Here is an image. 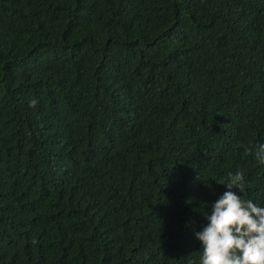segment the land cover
<instances>
[{
  "label": "trees",
  "instance_id": "trees-1",
  "mask_svg": "<svg viewBox=\"0 0 264 264\" xmlns=\"http://www.w3.org/2000/svg\"><path fill=\"white\" fill-rule=\"evenodd\" d=\"M260 143L264 0H0V264H198Z\"/></svg>",
  "mask_w": 264,
  "mask_h": 264
},
{
  "label": "clouds",
  "instance_id": "clouds-1",
  "mask_svg": "<svg viewBox=\"0 0 264 264\" xmlns=\"http://www.w3.org/2000/svg\"><path fill=\"white\" fill-rule=\"evenodd\" d=\"M37 103L33 99L30 106ZM254 156L258 164L264 165V143L254 146ZM152 174L145 167L139 176L146 179ZM197 178L207 183L201 174ZM221 184L229 190L211 205L210 212H203L208 223L195 231L202 248L198 264H264V202L259 201L264 199V187L257 186L253 198L243 194L250 185L242 172L229 173L227 182Z\"/></svg>",
  "mask_w": 264,
  "mask_h": 264
}]
</instances>
